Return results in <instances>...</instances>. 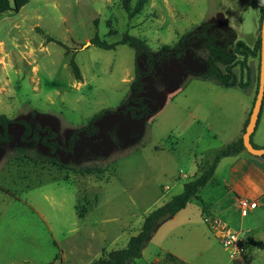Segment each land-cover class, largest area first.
<instances>
[{"label":"rangeland","instance_id":"obj_1","mask_svg":"<svg viewBox=\"0 0 264 264\" xmlns=\"http://www.w3.org/2000/svg\"><path fill=\"white\" fill-rule=\"evenodd\" d=\"M9 1L14 8L15 0ZM263 5L264 0H148L131 19L122 0H29L19 12L0 17V115L17 120L45 113L66 142L94 115L127 104L131 94L135 51L101 49L91 43L95 35L114 43L128 32L158 53L204 22H223L222 28H232L239 41L253 47ZM195 49L204 60L206 51ZM247 64L235 70L246 89H226L186 72L170 80L158 72L150 81L159 98L155 121L147 119L145 129L122 117L104 124L100 152L81 164L100 166L105 174L71 173L74 185L63 180L66 171L15 159L14 137L0 151V263L46 264L58 256L89 264L103 251L125 248L149 213L182 193L197 172L239 139L246 105L256 97L260 57ZM230 162L220 161L199 197L164 222L144 257L131 264H264V247L256 245L264 242V207L244 213L228 193ZM83 205L88 211L80 218L76 207ZM206 214L241 234L237 261L205 225Z\"/></svg>","mask_w":264,"mask_h":264},{"label":"trees","instance_id":"obj_2","mask_svg":"<svg viewBox=\"0 0 264 264\" xmlns=\"http://www.w3.org/2000/svg\"><path fill=\"white\" fill-rule=\"evenodd\" d=\"M28 3L29 0H15V7L12 8L9 0H0V17L9 11L19 12ZM147 3L148 0H138L133 6L131 0H122L123 9L131 19L140 14ZM263 19L264 5L259 17L258 33L260 32V34ZM58 43L69 51L65 44ZM91 43L104 50H115L118 46H128L135 51L134 77L130 83L131 94L127 104L117 110H104L94 115L86 125L75 129L66 142L60 138L56 122L45 113L34 111L27 118L17 120L0 115V151L16 137L15 147L18 155L15 159L19 162L49 165L52 168L66 171L63 180L73 185L75 182L70 179L71 173L105 174L104 168L100 166L81 164L83 159L100 152L104 124L122 117L129 119L135 125H144L145 129L147 119L150 118L152 123L155 121L160 106L159 98L150 86V81L158 72L164 73L170 80H176L183 72H186L200 80L217 81L226 89H246L249 86L248 83L239 77L235 70L239 66L243 69L247 68L248 59L260 57L261 52L260 35H258L256 45L250 47L238 40L235 30L232 28L223 29L214 22L202 23L199 28L181 36L176 44L161 46L158 53L152 52L147 40L132 36L128 32L123 34L121 40L114 43H108L98 35L91 39ZM196 46L206 51L204 60L201 59V53L195 49ZM70 64L76 79L81 81V72L74 57ZM259 76L260 70L257 77L256 96L259 88ZM255 100L256 97L254 102ZM251 112L252 109L250 115ZM249 118L244 125L243 134ZM243 134L237 141L222 149L207 169L187 182L182 193L149 213L141 233L131 237L125 248L103 251L102 255L90 264H124L130 258L133 261L141 259L144 250L143 243L150 234L153 224L161 215L169 212L174 217L184 210L194 198L197 199L202 188L213 179L217 165L223 158L243 153L252 156L244 147ZM253 145L257 147L254 143ZM29 147H34L35 152H29L27 150ZM256 158L264 161V155ZM76 209L80 218L85 217L88 211V207L85 205L77 206ZM205 212L203 210V213ZM256 245L264 247V242L258 241ZM165 255L173 262L180 261L169 253ZM58 259L57 256L54 261ZM54 261L46 264H53Z\"/></svg>","mask_w":264,"mask_h":264},{"label":"crops","instance_id":"obj_3","mask_svg":"<svg viewBox=\"0 0 264 264\" xmlns=\"http://www.w3.org/2000/svg\"><path fill=\"white\" fill-rule=\"evenodd\" d=\"M222 23L223 22H221V24L220 22H216V24H218L220 27H223L224 23L223 24ZM227 28H230V27H227ZM227 89H230V88H227ZM253 105H254V99H253L252 105H249V106L246 105L243 119L240 125L238 126V132L240 133L239 136L243 134L244 125L247 119L249 118L250 111L251 109H253ZM263 120H264V102H263V106L261 109L259 122L252 136L253 143L259 147H264V128H261ZM225 158H231V162L228 165V168L226 171V177L224 179V184H225V187L228 193L233 195L237 204L239 205L241 201H244V200L249 201L250 204L252 205L250 210H256L259 208H263L264 207V161L261 160L260 158L249 156L246 153L239 154V155H232V156L225 157ZM198 174L199 173L197 172L194 176H197ZM147 246L143 250V257L145 255ZM226 251L229 252L227 249ZM173 256L177 257L176 255H173ZM178 259L180 260V258ZM238 259H239L238 256L231 258L232 261H237ZM58 263L59 264H74V263H71L70 261H67L64 257L54 261L53 264H58ZM31 264H34V263H31Z\"/></svg>","mask_w":264,"mask_h":264},{"label":"water","instance_id":"obj_4","mask_svg":"<svg viewBox=\"0 0 264 264\" xmlns=\"http://www.w3.org/2000/svg\"><path fill=\"white\" fill-rule=\"evenodd\" d=\"M260 39H261V52H260V76H259V88H258V93L256 96V100L253 105V109L249 118L248 125L245 129V132L242 136L243 139V144L246 149V151L255 157H261L264 155V147H255L252 143V135L255 132V129L257 127L261 109L263 106L264 102V19L262 22V27H261V34H260ZM173 215L171 213H166L161 215L153 224L152 229L148 237L143 243V248H145L149 241L151 240L153 234L158 230V228L167 220L172 219ZM133 262V259L130 258L128 259L124 264H131Z\"/></svg>","mask_w":264,"mask_h":264},{"label":"built area","instance_id":"obj_5","mask_svg":"<svg viewBox=\"0 0 264 264\" xmlns=\"http://www.w3.org/2000/svg\"><path fill=\"white\" fill-rule=\"evenodd\" d=\"M240 206L244 213L252 207L250 202L246 200L241 201ZM203 220L205 225L219 237L222 245L230 252V255L233 258L239 256L240 252H242V248L240 247L243 241L241 234L213 215L206 214L203 216Z\"/></svg>","mask_w":264,"mask_h":264}]
</instances>
